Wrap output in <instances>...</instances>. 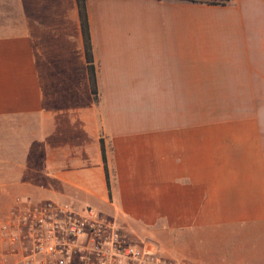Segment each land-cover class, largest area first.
I'll use <instances>...</instances> for the list:
<instances>
[{
	"label": "crops",
	"instance_id": "crops-1",
	"mask_svg": "<svg viewBox=\"0 0 264 264\" xmlns=\"http://www.w3.org/2000/svg\"><path fill=\"white\" fill-rule=\"evenodd\" d=\"M85 5L96 97L77 0L0 6V180L264 264V0Z\"/></svg>",
	"mask_w": 264,
	"mask_h": 264
},
{
	"label": "built area",
	"instance_id": "built-area-1",
	"mask_svg": "<svg viewBox=\"0 0 264 264\" xmlns=\"http://www.w3.org/2000/svg\"><path fill=\"white\" fill-rule=\"evenodd\" d=\"M0 236L12 264H172L113 218L71 202L17 197L0 216Z\"/></svg>",
	"mask_w": 264,
	"mask_h": 264
},
{
	"label": "rangeland",
	"instance_id": "rangeland-1",
	"mask_svg": "<svg viewBox=\"0 0 264 264\" xmlns=\"http://www.w3.org/2000/svg\"><path fill=\"white\" fill-rule=\"evenodd\" d=\"M9 0H0V6L6 4ZM21 180H0V216L6 212L8 207L17 197H27L32 200H36L33 196L27 195L24 191V187ZM42 184H40L41 186ZM42 200L53 199L52 197H42ZM122 230L129 233L132 240L138 245H144L146 248L154 250L159 256L165 259L168 263H179L183 261H177L175 257L171 255L170 251V239L169 235L163 237V235L155 234V229H160L161 226L149 227L148 231L134 232L127 230L120 226ZM12 256L5 244L1 240L0 236V264H12ZM185 262V261H184ZM187 263V262H185ZM188 264V263H187Z\"/></svg>",
	"mask_w": 264,
	"mask_h": 264
},
{
	"label": "trees",
	"instance_id": "trees-1",
	"mask_svg": "<svg viewBox=\"0 0 264 264\" xmlns=\"http://www.w3.org/2000/svg\"><path fill=\"white\" fill-rule=\"evenodd\" d=\"M193 1H205L209 3L224 2V0H193ZM77 4H78V9H79L81 29L83 33V39H84L85 55H86V61H87V68H88V72L90 76L91 90H92L94 97H96L97 89H96V83H95V67L93 65L92 48H91V42H90L89 24H88V18H87V13H86L85 0H77ZM102 158H103L105 172L108 177L106 155H105L103 145H102ZM107 182L109 186V180H107Z\"/></svg>",
	"mask_w": 264,
	"mask_h": 264
}]
</instances>
